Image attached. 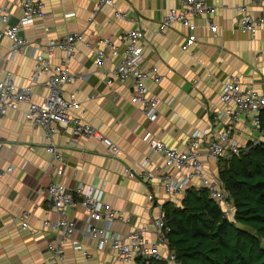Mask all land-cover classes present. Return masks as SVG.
Returning <instances> with one entry per match:
<instances>
[{"label": "crops", "instance_id": "obj_1", "mask_svg": "<svg viewBox=\"0 0 264 264\" xmlns=\"http://www.w3.org/2000/svg\"><path fill=\"white\" fill-rule=\"evenodd\" d=\"M98 1L42 0L41 17L24 25L21 31L30 45L12 59H9L11 43L0 23L1 72L4 75L9 71L12 81L24 86L29 83L34 64L33 49L42 51L49 38L61 37L67 32L83 33L86 41L75 44L74 55L69 60L75 78L65 90L77 92L78 111L83 119L98 127L118 152L111 157L104 143L94 136L80 135L71 145L70 127L56 123L53 139L66 162L60 180L69 188L80 182L86 190L97 187L103 191L104 202L118 208L123 217H129L128 223L114 222V231L125 236L133 227H140L146 229V237L156 239L154 220L167 198L157 180L150 185L143 181L140 162L147 158L146 168L161 173L163 159L141 140V134L149 130L168 146L184 147L188 137L199 131V151L207 165L206 175H217L218 162L206 156V146L217 138L224 125L223 121L213 118L222 106L219 96L223 82L236 79L251 84L264 95V55L256 58L264 50V0H204L216 7L209 18L217 31L211 32L206 15L193 18L196 42L192 53L180 49L191 33L188 28L174 22L163 33L158 30L167 9L178 7L176 0H115L125 19L114 18L112 9L99 8ZM2 2L11 13V22H15L21 15L18 0ZM237 6H244L257 19L253 34L239 31L243 13ZM132 28L143 32L140 43L143 46L141 68L147 72L144 82L158 96L157 115L151 122L141 113L140 103L130 101L131 80H112L110 84L104 80L122 60V38ZM103 38H108L114 49L107 50L102 66L98 67L94 56L103 47ZM60 56L61 52L56 50L53 63H58ZM153 66L161 74L157 84L151 78ZM32 91V99L38 102L46 88L40 81L32 86ZM20 109H26V105L22 104ZM241 119L232 136L243 147L255 139L256 132ZM0 143V167L14 166L10 174L0 177V264H48L54 253L47 244L55 236L57 218L46 193V186L54 175L49 165L51 155L45 150L48 139L40 127L20 120L18 112L10 111L1 120ZM126 167H131L134 177L124 173ZM148 193L154 195L152 201L147 200ZM182 196L178 195L172 202L179 205ZM23 208L28 210L26 229L20 227L17 218ZM70 216L81 228L82 211L72 210ZM74 239L80 240L79 232ZM71 245L68 241L61 246L66 264L114 263L115 252L109 246L98 249L95 241H83V248L88 251L84 256Z\"/></svg>", "mask_w": 264, "mask_h": 264}, {"label": "built area", "instance_id": "obj_2", "mask_svg": "<svg viewBox=\"0 0 264 264\" xmlns=\"http://www.w3.org/2000/svg\"><path fill=\"white\" fill-rule=\"evenodd\" d=\"M176 1L179 4L178 7L167 9L159 23L158 30L163 33L174 22H179L188 28L191 33L180 45V49L192 53V47L196 42V37L192 32L195 28L193 18L206 15L209 29L212 33H216L217 27L209 18L216 12V7L207 5L204 0ZM18 4L21 8V15L15 22H11V13L7 5L0 0V23L4 26L3 33L11 43L9 59H12L22 48L30 45L29 39L21 34V31L24 25L33 23L42 15V0H18ZM103 6L112 9L114 18L125 19V13L117 9L115 0H99L98 7ZM236 9L243 13L239 31L244 34H253L257 19L249 14L244 6H237ZM143 36V32L139 28H132L126 32L122 38L123 58L110 70L111 76H106L104 80L106 84H110L112 80L118 82L131 80L130 101L131 103H140L141 113L146 120L151 122L157 115L158 96L150 92L144 82L147 72L141 68L143 46L140 41ZM85 41L83 33L67 32L61 37L49 38L42 51H35L32 47L34 64L30 69L29 83L24 86L16 85L10 78L9 71L2 75L0 67V125L1 120L10 111H16L20 120L40 127L48 139L45 150L51 155L49 165L53 168L54 175L46 186V193L50 205L57 213L54 224L56 233L47 244L54 253L48 264H66L61 246L68 241H71L74 250H79L84 256L88 255V251L83 248V241H95L98 249L109 246L115 252L113 264H137V259L145 262L159 260L165 264H181L176 259L175 253L168 248L165 233L169 228L164 224L162 209L160 215L154 220L156 239L146 237L144 232L146 229L140 227H133L124 236L114 231L112 226L116 221L128 223L129 217H123L118 208L104 202L103 191H98L97 187H90L89 190H86L80 182L69 188L60 180L66 162L53 139L56 123L70 127L69 144L71 145L76 143L75 141L80 135L94 136L104 143L111 157L118 152L116 145L98 127L83 119L78 111L77 92L65 90V86L71 84L75 78V74L69 66V60L74 55L75 44ZM101 42L103 47L98 48L94 56V62L98 67L102 66L107 50L114 49V45L108 38H103ZM56 50L61 52V56L58 63H53ZM261 54L264 55V50L257 53L256 58H259ZM150 70L152 80L156 84L159 83L161 74L158 72V68L153 66ZM40 81L45 86L46 93L42 100L37 102L32 99V86ZM192 82L194 84V81ZM219 99L222 106L213 118L217 122L223 121L224 125L218 131L217 138L206 146V156L216 162L232 155H238L241 149L246 147V145L240 146L232 136L238 123L241 122V118L249 123L256 132V137L252 142L264 141V131L260 129V113L264 110V95L258 93L251 84L230 79L223 82ZM22 104L26 105V109H20ZM172 114L175 115L176 111H172ZM141 140L146 142L152 151L163 159L161 173H154L146 168L147 158L140 162L142 167L140 177L146 184L150 185L153 180H157L167 201L174 200L178 195L182 196L188 187L205 188L209 197L219 205L222 215L228 220L233 219L234 212L230 193L224 187L218 173L213 176L206 175L207 165L199 151V131L188 137L184 147L168 146L149 130L143 131ZM1 149L2 143H0V151ZM13 170V165H8L5 168L0 167V177L10 174ZM124 173L129 177H134L131 167H126ZM193 179H196L195 183H193ZM146 198L148 201H152L154 195L148 193ZM77 208L83 213L81 228L70 216L71 211ZM27 214L28 210L23 208L17 215L22 229L27 228L25 220ZM77 232H79L80 240L74 239Z\"/></svg>", "mask_w": 264, "mask_h": 264}, {"label": "trees", "instance_id": "obj_3", "mask_svg": "<svg viewBox=\"0 0 264 264\" xmlns=\"http://www.w3.org/2000/svg\"><path fill=\"white\" fill-rule=\"evenodd\" d=\"M217 173L230 193L233 219L222 215L205 188L188 187L179 205L165 201L161 207L168 248L181 264H264V141L249 142L238 155L220 160Z\"/></svg>", "mask_w": 264, "mask_h": 264}]
</instances>
